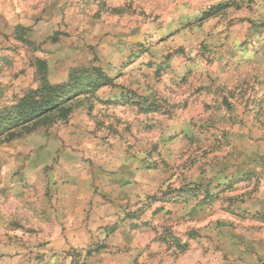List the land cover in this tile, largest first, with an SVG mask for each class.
I'll use <instances>...</instances> for the list:
<instances>
[{"label": "rangeland", "instance_id": "1", "mask_svg": "<svg viewBox=\"0 0 264 264\" xmlns=\"http://www.w3.org/2000/svg\"><path fill=\"white\" fill-rule=\"evenodd\" d=\"M86 70L0 140V264H264V0H0V111Z\"/></svg>", "mask_w": 264, "mask_h": 264}, {"label": "trees", "instance_id": "2", "mask_svg": "<svg viewBox=\"0 0 264 264\" xmlns=\"http://www.w3.org/2000/svg\"><path fill=\"white\" fill-rule=\"evenodd\" d=\"M110 82L111 78L100 70H86L68 83H42L37 89L29 91L12 109L0 111V140L18 137L37 124L50 125L65 119L74 109L73 99Z\"/></svg>", "mask_w": 264, "mask_h": 264}]
</instances>
